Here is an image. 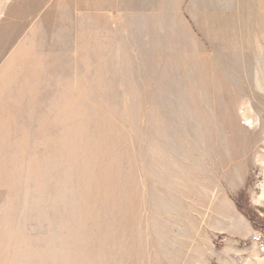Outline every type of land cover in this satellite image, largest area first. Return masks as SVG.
<instances>
[{
  "label": "rangeland",
  "instance_id": "1",
  "mask_svg": "<svg viewBox=\"0 0 264 264\" xmlns=\"http://www.w3.org/2000/svg\"><path fill=\"white\" fill-rule=\"evenodd\" d=\"M97 2L0 0V264H264V6Z\"/></svg>",
  "mask_w": 264,
  "mask_h": 264
},
{
  "label": "crops",
  "instance_id": "2",
  "mask_svg": "<svg viewBox=\"0 0 264 264\" xmlns=\"http://www.w3.org/2000/svg\"><path fill=\"white\" fill-rule=\"evenodd\" d=\"M95 1L98 5L97 0ZM147 1L143 0L142 10L147 11L143 16L145 18L143 21L154 22L159 25L160 23L172 21L185 22L192 24L193 31L200 30V27H196L197 24L206 23V32L222 31L219 28V23L246 22L247 17L251 16L250 7H256L257 14L260 3L261 6H264V0H162L158 4L154 3L152 7L147 5ZM244 7H246L245 11ZM151 15L154 18L146 20V17ZM157 15H159L158 18ZM172 16H176V18H171ZM211 24H217L218 27ZM208 37L209 35H206V39H209ZM220 37L222 36L220 35ZM225 37L229 38V35H225Z\"/></svg>",
  "mask_w": 264,
  "mask_h": 264
}]
</instances>
